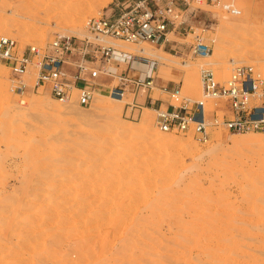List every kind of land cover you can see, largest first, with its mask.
Returning <instances> with one entry per match:
<instances>
[{
	"label": "rangeland",
	"instance_id": "374dc122",
	"mask_svg": "<svg viewBox=\"0 0 264 264\" xmlns=\"http://www.w3.org/2000/svg\"><path fill=\"white\" fill-rule=\"evenodd\" d=\"M124 1L0 0V35L22 46L85 37L89 18ZM177 1L183 24L162 46L105 42L156 60L157 84L193 100L203 67L223 81L252 65L264 81V0H237V17ZM198 37L207 58L191 53ZM131 102L95 93L56 117L47 107L64 103L11 93L0 67V264H264V134L216 130L203 144L159 131L148 105L132 116Z\"/></svg>",
	"mask_w": 264,
	"mask_h": 264
},
{
	"label": "built area",
	"instance_id": "2783aa9c",
	"mask_svg": "<svg viewBox=\"0 0 264 264\" xmlns=\"http://www.w3.org/2000/svg\"><path fill=\"white\" fill-rule=\"evenodd\" d=\"M236 1L206 0V3L237 17L241 9ZM182 14L177 0H125L121 5L114 4L109 13L89 18L84 26L89 35L85 37L57 35L44 45L22 46L15 38L0 35V67L9 71V91L18 96L43 93L58 102L85 107L95 93H104L118 101L131 96L128 106L135 108L140 92L154 87L156 61L123 51L114 58L116 48L105 40L162 46L169 28L183 24ZM191 53L207 58L211 48L198 37L191 45ZM134 61L151 63V74L140 78ZM120 64L126 71L117 72ZM199 81L202 96L198 100L183 95L178 86L160 87L167 99L165 105L159 104L154 109L159 131L189 136L203 144L216 130L264 134V81L256 67L235 66L223 81L216 78L211 68L203 67Z\"/></svg>",
	"mask_w": 264,
	"mask_h": 264
},
{
	"label": "bare ground",
	"instance_id": "6f19581e",
	"mask_svg": "<svg viewBox=\"0 0 264 264\" xmlns=\"http://www.w3.org/2000/svg\"><path fill=\"white\" fill-rule=\"evenodd\" d=\"M262 6H264V3L262 4ZM264 9V8H263ZM88 10V9H87ZM108 44H112V43H108ZM116 50V49H115ZM144 50V49H143ZM143 50H141L140 51V53L142 52V53H144V51ZM120 52L119 51H114V54H113V57L114 58H117V57H119L120 56V54H119ZM141 56V55H140ZM158 57V56H157ZM160 60H164V59H162V56L160 57H158ZM150 59V61L152 62L153 60L151 59V58H149ZM157 59V58H156ZM156 61V60H155ZM135 63H136V61H134L133 62V66L134 67H136L135 66ZM141 63V62H140ZM142 65H144L143 63H141ZM141 66V65H140ZM110 68V70H112L113 72L115 71V68L114 67H109ZM137 68V67H136ZM142 68H143V70L145 71V73L144 74H146V75H149V74H151V72H152V64L151 63H149L148 64V66H142ZM138 69V68H137ZM142 72V71H141ZM145 76V75H144ZM144 76H142V77H144ZM142 77H140V78H142ZM72 103L73 102H66V103H64V106H61V108L59 107V109H58V107L56 108V110L55 109H49V107H47V111H48V113H49V111L50 112H52L56 117H57V114L59 115H62V114H64V113H68L69 111H71L72 109H73V105H72ZM47 105H43V107H46ZM92 108H93V110H100V107H98V106H93L92 105ZM91 108V109H92ZM51 113V115H53ZM57 113V114H56ZM49 115V114H48ZM53 115V116H54ZM92 132V131H91ZM89 133V132H88ZM81 134V133H80ZM85 134H86V132H85ZM96 134V133H95ZM90 135V134H89ZM237 135H239V134H237ZM83 136V135H82ZM217 138H218V136H217ZM243 140H245V139H243ZM242 139H241V141H243ZM224 141V140H223ZM244 142H246V140L244 141ZM244 142H240V144L241 143H244ZM250 142V141H249ZM239 143V142H238ZM246 143H248V142H246ZM31 167V166H30ZM44 170V169H43ZM38 176V175H37ZM40 181V180H39ZM48 182V181H47ZM42 187V186H41ZM44 189V188H43ZM46 189V188H45ZM45 191V190H44ZM48 191V190H47ZM33 192V191H32ZM58 193V192H57ZM50 194V193H49ZM62 194V193H61ZM39 198H41V197H39ZM61 198V197H60ZM45 199V198H44ZM48 199V198H47ZM65 199V198H64ZM68 199H70V198H68ZM18 200V199H17ZM30 202V201H29ZM79 202V201H78ZM26 203H27V201H26ZM41 203V202H40ZM57 203V202H56ZM88 203V202H87ZM23 204V203H22ZM35 206V205H34ZM43 206V205H42ZM45 206V205H44ZM45 208V207H44ZM42 210V209H41ZM44 211V210H43ZM104 213V212H103ZM106 214H107V211H106ZM40 219V218H39ZM74 219V218H73ZM40 221V220H39ZM51 222V221H50ZM49 222V223H50ZM43 223V222H42ZM99 226V225H98ZM104 226V225H103ZM91 227V226H90ZM94 228V227H93Z\"/></svg>",
	"mask_w": 264,
	"mask_h": 264
},
{
	"label": "crops",
	"instance_id": "0c3cea01",
	"mask_svg": "<svg viewBox=\"0 0 264 264\" xmlns=\"http://www.w3.org/2000/svg\"><path fill=\"white\" fill-rule=\"evenodd\" d=\"M159 62V61H158ZM158 88V90L160 91V92H162L161 91V89H160V86L157 84V78H156V76H155V80H154V87L151 89V90H149V91H146V95H145V97H144V101H143V103H140V102H138V98H139V96L140 95H138L137 96V98H136V105H137V107H135V108H131V106H128V104H126L127 105V108L129 107L131 110H130V112H131V115L133 116V114H134V112L135 111H137L138 112V114H139V112L141 111V109L143 108V105H148L150 108H152L153 110L159 105V104H161V105H165V101L162 99V98H160V97H157V98H153V94H154V92H153V90L155 89V88ZM161 87H163V86H161ZM163 94H165L164 92H162ZM166 95V94H165ZM132 105V104H131Z\"/></svg>",
	"mask_w": 264,
	"mask_h": 264
}]
</instances>
